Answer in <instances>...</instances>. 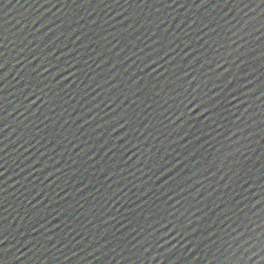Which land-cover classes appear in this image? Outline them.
Returning a JSON list of instances; mask_svg holds the SVG:
<instances>
[{
	"label": "water",
	"instance_id": "water-1",
	"mask_svg": "<svg viewBox=\"0 0 264 264\" xmlns=\"http://www.w3.org/2000/svg\"><path fill=\"white\" fill-rule=\"evenodd\" d=\"M0 64L4 264H264L260 0H0Z\"/></svg>",
	"mask_w": 264,
	"mask_h": 264
},
{
	"label": "snow or ice",
	"instance_id": "snow-or-ice-1",
	"mask_svg": "<svg viewBox=\"0 0 264 264\" xmlns=\"http://www.w3.org/2000/svg\"><path fill=\"white\" fill-rule=\"evenodd\" d=\"M73 2H75V0H73ZM88 2H90V0H88ZM115 2H117L118 3V0H115ZM125 2L127 3L128 2V0H125ZM142 2H145L146 3V0H142ZM201 2L202 3H204L205 2V0H201ZM173 3H176V0H173ZM225 3H228V0H225ZM260 4H264V0H260ZM131 6V5H130ZM183 5H181V7H182ZM245 7H248L247 5H245ZM252 11H255L254 9H251ZM158 11H159V9H158ZM229 11H231V10H229ZM228 13H225V15H227ZM245 15H247V13H245ZM245 23H247V21H245ZM165 55H167V53H165ZM243 55V54H242ZM151 56L149 55V58H150ZM157 61H153V63H156ZM242 63H246V61H242ZM4 67V65L3 64H0V69H2ZM45 71H47V69H45ZM249 83H251V81H249ZM98 87H99V85H98ZM245 87H246V85H245ZM237 91H238V89H237ZM262 94H264V92H262ZM124 125H121V127H123ZM237 131H240V129H237ZM233 135H236V133H233ZM238 142V141H237ZM162 167V166H161ZM0 169H4V165L3 164H0ZM4 175V172L3 171H0V176H3ZM223 178V177H222ZM245 183H248V181H245ZM241 187H243V185H241ZM248 191H249V189H248ZM241 195H243L242 193H241ZM245 199H247V197H244ZM187 228H185V230H186ZM168 234V232H165V235H167ZM181 234H183L182 232H177V235H181ZM0 235H3V233L2 232H0ZM229 235H231V234H229ZM240 235H242V234H238L237 236H234L233 237V239L237 242V241H239L240 239H239V236ZM6 241H8V239H7V236H5L3 239H0V264H4V260L7 258V255H9L10 253H12L11 251H10V249H8L7 247H5V245H6ZM82 242V241H81ZM191 243V242H190ZM244 243H248V241L247 240H245L244 241ZM237 245H240L241 247L243 246L241 243H239V244H237ZM25 247L27 246L26 244L24 245ZM232 245L230 244L229 245V247H231ZM13 247H15V245H12V248ZM161 247H162V245H161ZM46 250H49V249H46ZM115 249H113V251H114ZM17 251H19V249H17ZM29 251H31V249H29ZM50 251V250H49ZM145 251H147V249H145ZM245 251H247V249L245 250ZM24 255H27V253H25ZM11 256H13V257H15L17 260L19 259V256H16L14 253H12V255Z\"/></svg>",
	"mask_w": 264,
	"mask_h": 264
}]
</instances>
